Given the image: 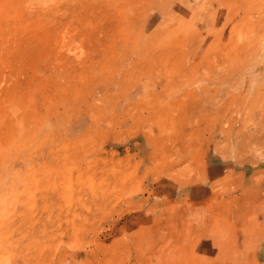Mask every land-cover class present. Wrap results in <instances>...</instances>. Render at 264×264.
<instances>
[{
    "label": "rangeland",
    "instance_id": "rangeland-1",
    "mask_svg": "<svg viewBox=\"0 0 264 264\" xmlns=\"http://www.w3.org/2000/svg\"><path fill=\"white\" fill-rule=\"evenodd\" d=\"M0 264H264V0H0Z\"/></svg>",
    "mask_w": 264,
    "mask_h": 264
}]
</instances>
